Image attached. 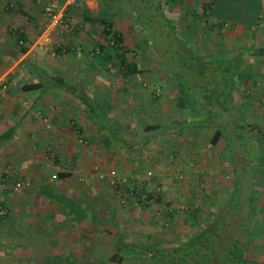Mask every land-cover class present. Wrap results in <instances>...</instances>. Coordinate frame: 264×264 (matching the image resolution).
Instances as JSON below:
<instances>
[{
	"label": "crops",
	"instance_id": "0c3cea01",
	"mask_svg": "<svg viewBox=\"0 0 264 264\" xmlns=\"http://www.w3.org/2000/svg\"><path fill=\"white\" fill-rule=\"evenodd\" d=\"M122 1L133 5L130 0ZM224 1L230 0H142L147 26L157 27L165 18L169 19L168 27H179L186 37L189 30L196 29V36L185 40L205 46L203 61L230 63V67L221 65L211 75L217 78L212 82L216 100L211 107L220 114L244 119L247 124H230L232 128L222 129L221 139L213 144L217 128L196 131L200 127L186 125L177 115L186 108L184 102L169 87L166 90L155 73L145 76L120 70L109 80L100 74L98 67L104 63L101 58L108 52L107 45L104 40L92 43L89 36L96 29H105V22L98 18L115 25L108 18L114 11L107 0H77L69 5L61 0L68 27L65 33L59 30L63 25L57 28L48 45L38 41L48 23L45 0H0V84L9 85L6 90L0 86V175L12 166L16 170L12 180L20 178L27 183L21 193L8 199L10 215L0 222V244L12 264H134L135 259L140 264L144 257L137 254H126L122 262L114 257L122 247L139 245L136 238L117 231L120 222L124 229L130 221L135 222L122 211L144 206L121 204L110 184L98 179L95 165L119 168L122 173L154 169L153 182L164 187L165 200L176 207L171 203L175 202L176 185H188L187 193L189 185H216L222 167L228 165L224 156L238 158L237 149L243 151L246 161L233 160L230 166L237 185L241 181L244 184V178L249 183V175L254 173L251 184L258 185L259 191L257 241H264V0H232L254 2L257 9L253 19L230 20L226 29L217 27L218 21L226 17L220 5ZM122 9L126 15V7ZM21 35L24 44L19 43ZM101 45L105 48L101 55H92L96 49L101 50ZM23 47L28 51L22 53ZM35 82L37 88H24ZM108 88L117 90L110 97L112 101L107 96ZM96 92L99 101L113 102L110 112L97 111V104H93ZM204 93L203 97L199 94L200 100L208 103L209 92ZM38 110L50 117L51 127L36 117ZM142 115L151 119L146 126L155 128L141 135L132 131L129 122L135 123ZM219 116L214 124L227 125H221ZM256 124L261 127L256 128L260 129L258 152L252 149L254 135L248 134V127ZM114 125L125 129V140L115 137L119 128ZM175 131L182 138L171 139L175 147L167 152L166 161L160 144L156 147L157 158L144 161L148 155L143 153L150 144L164 143L165 137ZM80 138L85 141L79 142ZM116 141L129 143L121 159L109 163L107 158L115 152L106 148ZM191 143L196 151L190 149ZM249 148L255 162L249 158ZM171 153H177L173 161L169 160ZM54 174L58 178L53 179ZM185 204H180L185 207L183 211L192 204L198 211L194 216L199 218L203 205L194 200Z\"/></svg>",
	"mask_w": 264,
	"mask_h": 264
},
{
	"label": "rangeland",
	"instance_id": "374dc122",
	"mask_svg": "<svg viewBox=\"0 0 264 264\" xmlns=\"http://www.w3.org/2000/svg\"><path fill=\"white\" fill-rule=\"evenodd\" d=\"M107 1V5L110 7V9L112 8V11H114V14L112 13L108 17L114 21L115 25L113 26V29L120 30L122 33H124L125 41L121 43L123 49L121 50V52L124 53L129 61L136 62L138 64L139 69L141 70V73L143 75L150 76L152 73H155V75H158L161 78V84H163L166 90L167 87H169L168 90L170 92L174 94L176 92L178 94L177 97L179 96V99L184 102V106L186 108L180 110L177 115L182 117L183 120H181L186 125L200 127L198 129H195L196 131H205L207 130V128L215 129V127H211L210 125L215 123L216 120L214 119H216L218 115H222V117L219 116V119H221L222 122L221 125H223V123H228L227 125H224L222 127L223 129H231L232 125L230 124H233L235 122H242L243 124H247V121H244V119L240 120V118L238 119L235 117H231L228 115V113L225 112H222L220 114L216 109L212 108L213 105H215L213 100H216V87L215 84L212 86V82H217V78H215L214 76L211 77V75L213 71L214 73H216V69H221V65L230 67V63L228 61H223V63L219 60L214 59H212V61H203L206 57L202 56L205 51V46H200L199 43L195 44L193 40H185L189 36L195 37L197 33L196 29L189 30V36L186 37L185 32L179 29V27H177V29H175L174 27L169 28L167 24L164 23V21H161V24H159L157 27L155 25H152V27L147 26V11L143 7L145 3H143L142 0H130L133 5L129 2H123L122 0ZM220 5L224 6L221 11L226 17L218 21L219 23H217V27L224 29L228 28V22L230 20L234 22H247L248 20L253 19L254 12L257 9V6L254 4V2L250 1L240 3L238 1L230 0L224 1ZM123 6H125L126 11H128L126 15L123 14ZM135 16H137V18L139 19L137 20ZM99 24L100 26L104 25L103 23ZM119 25L121 27H119ZM143 25L144 27H142ZM106 35L107 33L104 29H96L92 35L90 34L89 38L91 39L92 43L104 40L106 42L105 44L107 45V50L114 53L113 60L106 61L102 65L100 64L98 67V70L101 72L100 74L103 75V78L105 80H109L110 76L120 74V70H123V67L120 66L119 56L115 53L116 50L109 43V39L107 40L108 37H106ZM206 81L207 83L204 84ZM206 90L209 92L207 95V99L209 100L208 103H206L204 100L201 101L199 97L200 93H202L201 97H203ZM108 92V99L112 101L110 97H112L113 93H117V90H110L108 88ZM119 93H121V90L119 91ZM98 99L99 95L96 92L95 101H93V104L94 106H96L97 104L98 112L108 113L112 110L111 104L113 102L106 101L105 99H103L104 101H99ZM150 121V118L142 115L139 116L138 119H136L135 123L129 122V126L132 127V131H134V133H140L142 135L146 131L145 126ZM215 125L219 127L220 124ZM114 127L119 128L118 136L114 135L117 139L119 137L122 139L127 138L126 134H124V128L122 129V127H118L116 125H114ZM248 128V134L254 135L251 136V143L253 146L252 149H254L255 152V150L257 151L258 149L257 146L260 145L259 141L257 140L259 138L258 136L260 135L259 132L261 127L256 124L254 126L252 125L251 129L250 127ZM256 128L260 129L256 130ZM171 130L174 131V129ZM192 130L194 131V129ZM176 136H180L179 133L177 134V131H175L174 134L170 132L168 136L165 137L166 141H164V143L156 142L153 143L152 147H150V144V146L146 148V153H143V155H148L143 158L144 161H147L148 158H157L156 147L158 146V144L162 145L161 156L166 161V155H168L167 152H171L175 147V144H173V140L171 139L176 140ZM179 138L182 137L180 136ZM128 143V141H116L111 142L110 145H107L108 147L106 149L115 152L113 156L107 158L109 163H114L115 161L121 159V152L122 150L126 149L125 145H128ZM191 145L193 144L191 143ZM77 147L82 149L81 146L77 145ZM190 149L195 151L197 150L195 148V145L191 146ZM252 149L249 148V158L250 160L252 159L255 162V157L253 155ZM192 150L188 151L191 152ZM235 152L236 154H238V158H233L230 155L224 156L223 161L227 162L228 165L222 167V172L218 175L221 177V179L219 178V181H215L216 185H189L188 189L190 190L188 193L186 190V186L188 185H176L177 189L176 191H173L176 194L173 198L175 202L171 201V203L176 206L175 208H177L173 212V216L168 214L160 218L155 213L156 207L152 205H146L144 207L134 206L135 208L128 207L124 209L125 211H122V215H131L132 221L135 222L130 221L125 228L126 230L124 229V226L122 227L123 223L120 222V226H118L119 230L117 231H120V234H124L127 238H136L137 240H139V245L137 246V248H139L140 250L146 251L151 247L150 251L156 250V252L154 253H157V249H166L168 250L167 253L169 254L175 247H179L183 241H187L196 233H199L204 227L208 225V223L211 222V220L217 218V216L223 211V208L227 201H230L233 199V197H235L234 192L236 188L243 189V192L241 191L242 194H240V196L242 195L243 197H245L246 195H248L249 197H252L254 201V203L252 204L256 205L258 203L257 193L259 191H257L258 185L251 184V182L253 181L254 173H250L249 183L245 181L246 179L244 178V184L240 183L237 185L236 178L234 177V170L230 165L233 163V160L235 162H244L246 161V158L243 151L240 153L237 149ZM114 165L115 164H113V166ZM115 166H117V164ZM169 166L170 164L168 163L167 167ZM163 169L165 170L166 166H164ZM152 170L154 171L155 175V170ZM255 170L256 168H253V171ZM192 200H194L195 203L199 202L203 205L202 209L199 210L201 211L199 218H196L194 216V212H196L197 209L192 208V204L187 205L189 204V201ZM165 201L168 202L167 200ZM184 203H186L185 205L189 207V210L183 211L182 209L178 208V206H181ZM196 213H198V211ZM135 216L136 218H134ZM261 229L264 236V222L262 223ZM256 241L257 240L254 241V246L248 253L245 264H264V241ZM137 255L144 257L143 262H140V264H156L153 261L152 257L149 258L147 257V255H143L140 253H137ZM186 255L188 256V260L190 261V263L193 264L194 262L190 256L194 255V249H189L186 252ZM1 256H4L5 258H2ZM7 256L8 255L7 253H5V249L4 251H2V245L0 244V264H12L11 260L8 259ZM11 256L13 255L11 254ZM132 262H134V264L139 263L138 259H135ZM172 263H176L175 258Z\"/></svg>",
	"mask_w": 264,
	"mask_h": 264
},
{
	"label": "trees",
	"instance_id": "16d2710c",
	"mask_svg": "<svg viewBox=\"0 0 264 264\" xmlns=\"http://www.w3.org/2000/svg\"><path fill=\"white\" fill-rule=\"evenodd\" d=\"M97 20L105 22L104 30L108 38L110 34H113L117 39L118 43L112 47L115 48V53L119 56V63L120 66L123 67V70L127 73L141 72L138 64L129 61L124 53L121 52V50H123L121 43L124 41V36L117 30H114L113 23H109L107 19L102 17ZM163 21L167 23L169 19H163ZM168 24L170 23L168 22ZM22 35L24 36V34ZM22 35L20 38H23ZM102 46L103 45H101V52L105 50ZM26 51H28V47H23L22 53ZM101 52L98 54L101 55ZM113 58L114 53L108 51L103 54L101 60L106 62L113 60ZM38 86L39 84L35 82L25 84L24 88L34 89ZM210 126L217 128L212 138V143L217 144L222 137L223 128L222 126L217 127L215 124ZM152 128H155V126L152 127V125H149L145 127L146 130H151ZM242 182L243 181H241V183ZM241 191L243 192V189L236 188L234 192L235 197L227 201L223 211L217 218L211 220V222L199 233H196L187 241H183L179 247H175L176 249L172 248L173 250L169 254L166 249H157V253H154L156 250L150 251L151 247L148 248L149 250L147 249L146 252L137 247H130L127 245L122 247L114 258L122 262L126 254L131 255L140 253L147 255L149 258L152 257L156 264H192L188 260L189 258L186 252L189 249H194V255L190 256L194 262L193 264H245L248 253L252 249V243L257 240L260 222L257 216L258 206L256 207V205L252 204L254 203L252 197L248 195L245 197L242 195L240 196V194H242ZM159 199H162V197ZM7 208L8 212L0 215V222L9 217L11 209L9 204ZM196 212H194V215H196ZM174 258L176 263H172Z\"/></svg>",
	"mask_w": 264,
	"mask_h": 264
},
{
	"label": "built area",
	"instance_id": "2783aa9c",
	"mask_svg": "<svg viewBox=\"0 0 264 264\" xmlns=\"http://www.w3.org/2000/svg\"><path fill=\"white\" fill-rule=\"evenodd\" d=\"M77 0H66V4H74ZM44 13L48 18V23L45 31L39 38V43L42 45H48L52 42V36L55 30L60 26L61 33H65L68 24H65V13L61 6V0H45ZM111 40H110V39ZM109 43L116 45L117 39L113 34L109 35ZM20 44H24L25 40L20 38ZM100 49H96L92 52V55L100 53ZM111 65V64H109ZM2 90H6L9 85L7 83H1ZM36 117L42 119L47 127H51L50 117L38 110L35 112ZM83 138L79 139V142L83 143ZM50 149L52 147H49ZM177 153H171L169 160L176 159ZM95 172L98 179L106 181L114 189L119 202L123 205L136 204V205H152L156 207L155 213L160 217L173 213L176 209L174 206H170L165 201L164 187L159 183L153 182L154 171L152 169H146L140 173H122L117 168L102 169L100 165H95ZM204 172V170H203ZM16 174V170L9 166L0 175V215L8 212V199L21 193L26 187V181L17 179L13 181ZM58 178V174L53 175V179ZM162 197V199H159ZM7 205V206H6ZM179 209H184V206H178Z\"/></svg>",
	"mask_w": 264,
	"mask_h": 264
}]
</instances>
